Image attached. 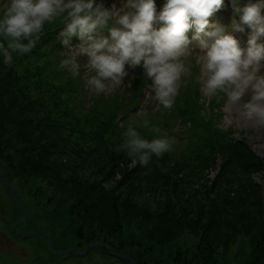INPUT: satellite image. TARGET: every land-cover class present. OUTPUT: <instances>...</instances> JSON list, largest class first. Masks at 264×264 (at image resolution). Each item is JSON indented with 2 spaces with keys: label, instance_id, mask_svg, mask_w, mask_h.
Returning <instances> with one entry per match:
<instances>
[{
  "label": "trees",
  "instance_id": "1",
  "mask_svg": "<svg viewBox=\"0 0 264 264\" xmlns=\"http://www.w3.org/2000/svg\"><path fill=\"white\" fill-rule=\"evenodd\" d=\"M58 19L43 32L59 25ZM45 43L40 38L31 53L13 54L11 65L0 54V170L30 212L21 230L46 231L56 250L105 244L135 264H230L227 254L242 238L250 246L245 263L264 264V183L254 178L264 173V157L244 140L214 132L188 92L172 115L189 119L192 134L167 135L170 151L132 166L127 152L117 149L133 123L120 128L117 116L135 94L126 101L118 91H90L85 104L82 82L59 67L65 59L59 47L49 52ZM195 94L199 98L201 91ZM163 125L168 129L169 122ZM134 129L149 141L164 131ZM219 157L221 169L212 179V168L204 171ZM11 204L14 217H1L4 227L31 242L35 264L92 253L130 264L103 248L86 256H53L44 237L12 232L23 211ZM187 232L197 238L191 246L180 243Z\"/></svg>",
  "mask_w": 264,
  "mask_h": 264
},
{
  "label": "clouds",
  "instance_id": "2",
  "mask_svg": "<svg viewBox=\"0 0 264 264\" xmlns=\"http://www.w3.org/2000/svg\"><path fill=\"white\" fill-rule=\"evenodd\" d=\"M223 3L166 0L157 14L155 0H126L120 7L113 4L110 10L96 0H9L0 17V54L4 64L11 65L13 54L33 51L46 23L62 18L64 26L58 38L68 51L62 53L66 58L61 69L77 77L82 67L78 58H87L83 64L85 84L92 93L107 95L123 87L126 66L142 68L152 81L145 95L164 109L173 107L182 78L191 75L186 61L194 54L199 66L200 103L207 106L223 93L227 98L225 124L232 123L235 111L243 121L264 129V43H258L264 37V0L234 8L232 30L251 29L246 48H241L233 35L224 34L223 28L210 25L209 18ZM209 27L214 30L207 31ZM190 30L194 32L191 39ZM73 37L81 41L75 47L70 44ZM144 127H148L147 120ZM152 131L159 133L160 129ZM124 135L126 140L117 151L125 150L132 166H146L153 155L161 157L171 149L166 136L149 141L132 127Z\"/></svg>",
  "mask_w": 264,
  "mask_h": 264
},
{
  "label": "rangeland",
  "instance_id": "3",
  "mask_svg": "<svg viewBox=\"0 0 264 264\" xmlns=\"http://www.w3.org/2000/svg\"><path fill=\"white\" fill-rule=\"evenodd\" d=\"M9 0H0V14L3 12V6L7 4ZM126 0H112V5L115 4L117 7H120ZM110 5V4H109ZM111 9V8H110ZM109 9V10H110ZM75 47V46H73ZM192 57H189L186 63L191 65V68H193L192 65ZM81 69H84L83 66ZM140 68H136L135 74H132L131 76H128V79L125 81V84L123 85L122 89L125 91L123 98H125L126 101L132 100L134 94H135V87L132 86L130 81L132 79H135V77L138 75V70ZM195 71L192 72L189 77H183L181 80V86L179 89V94L175 97L174 103L178 100H181L183 95L188 93V91L193 87L194 82L191 86H188V81L192 77L196 80H198L199 76V69L194 68ZM131 85L128 87V85ZM198 87L201 90V85L198 81ZM146 89V88H145ZM137 92V89H136ZM89 95H83V101L85 104H87V99ZM201 98V97H200ZM135 99V98H134ZM134 99L132 105H130L123 113L117 116V122L120 128H123L126 126L127 123H133L132 128H138L140 131H147L148 127H144V121H148L149 126V133L157 134L152 131V128H163L164 131L160 132L158 138H163L167 135L170 137L172 135H177L180 138H187L189 137L192 132L189 131V128L193 127L194 125H191V121H185L189 119H184L182 116L172 114L175 112V104L171 109H164L163 106L159 105L154 99H150L146 96V99L144 100V97L142 99V102L145 106L140 109L133 111L134 114H132V110L134 108ZM227 98L222 99L221 107H219V110H215L213 106H210V104L207 105V107H210V114L207 115H201V119L206 118L207 123H210V127L213 129L214 132H220L225 131L226 133H229L232 138L239 139V140H245L246 143L251 147L253 152L261 157H264V136L263 131L261 128L254 127L251 124H249L246 121H243L237 112L232 113V123L231 124H225L224 118H225V103ZM245 100L248 99V97L244 98ZM180 102V101H179ZM178 102V103H179ZM181 104V103H180ZM147 105V107H146ZM160 114V115H159ZM129 115V117H127ZM163 118L164 122H169L168 131L167 127L164 125H160L159 118ZM130 119V121H129ZM152 120V121H150ZM144 127V128H143ZM166 132V133H165ZM244 138V139H243ZM244 141V142H245ZM196 156V153L193 155V157ZM222 159L219 157L216 160V164L209 165L207 170H212L209 173V177L212 179L216 178V176L219 174L221 169ZM4 177V172L0 170ZM255 180L258 183L263 184L264 183V173H258L255 175ZM5 179V177H4ZM6 180V179H5ZM6 182L15 190V184L11 185L7 180ZM4 198L6 199L5 207L1 211L0 217H9L10 219L14 217V211H13V205L11 204V199L8 195H4ZM12 205V206H11ZM25 216V213L23 211L22 217ZM0 218V263L1 264H35L34 259V249L31 246V242L28 241L27 243H23L20 240H15L9 235V231L5 229L3 220ZM45 223V220H40L39 224L43 225ZM39 227V226H38ZM10 236V237H9ZM197 241V238L192 235L191 233H186L183 237L180 238V243L182 245L191 246L195 244ZM250 252V246L245 242L242 238H239L236 243L232 245L230 248V252L227 254V259H229L230 264H246V254ZM128 257V256H127ZM59 264H121L119 261L115 258L111 257H103L98 256V254H90L87 255V257L84 258H60ZM131 259V258H130ZM132 260V259H131ZM133 261V260H132ZM43 264V263H41ZM46 264H53L50 262H47Z\"/></svg>",
  "mask_w": 264,
  "mask_h": 264
},
{
  "label": "water",
  "instance_id": "4",
  "mask_svg": "<svg viewBox=\"0 0 264 264\" xmlns=\"http://www.w3.org/2000/svg\"><path fill=\"white\" fill-rule=\"evenodd\" d=\"M1 175V174H0ZM1 179L4 181V184L9 188L10 192H11V197H12V200L13 202L16 204L17 207H19L20 209H22L25 213V218L21 221H19L18 223H16L14 225V229H17L18 227L22 226L24 223H26L29 218H30V213L28 211V209L26 208V206H24L23 204L19 203V201L17 200L16 198V194H15V191L13 190V188L4 180L3 177H1ZM20 234L24 237H38V236H44L45 239H46V243H47V246L48 248L50 249V251L53 253V254H60V255H65L67 254L69 251H74L75 254L77 255H84L86 253L89 252V250L93 249V248H96V247H100V248H103L104 250H106L108 253L112 254V255H115L116 257L118 258H121L123 260H126L128 261L129 263L131 264H134V262L127 256H124V255H121V254H117L115 253L112 249H110L108 246L104 245V244H93V245H90L89 247H87L84 251H78L76 249H68L66 251H56L53 249L52 247V243H51V240H50V237L48 234H46V232H37V233H24V232H20Z\"/></svg>",
  "mask_w": 264,
  "mask_h": 264
},
{
  "label": "flooded vegetation",
  "instance_id": "5",
  "mask_svg": "<svg viewBox=\"0 0 264 264\" xmlns=\"http://www.w3.org/2000/svg\"><path fill=\"white\" fill-rule=\"evenodd\" d=\"M1 173V172H0ZM1 176H2V173H1V175H0V215H1V211H2V209L4 208V205L6 204V199L4 198V195L6 194V195H8L7 194V190H6V186L3 184V181H2V179H1ZM9 196H10V194H9ZM1 218V217H0ZM10 220H12V219H10ZM21 220V219H20ZM19 220H17V221H14L12 224H11V230H12V232L14 233V234H16V235H18V236H22L21 234H20V232H19V230L20 231H22L21 230V228H19V230L18 229H14L13 228V226L18 222ZM3 224H4V222H3ZM10 235V234H9Z\"/></svg>",
  "mask_w": 264,
  "mask_h": 264
},
{
  "label": "bare ground",
  "instance_id": "6",
  "mask_svg": "<svg viewBox=\"0 0 264 264\" xmlns=\"http://www.w3.org/2000/svg\"><path fill=\"white\" fill-rule=\"evenodd\" d=\"M262 131H263V136H264V129H262Z\"/></svg>",
  "mask_w": 264,
  "mask_h": 264
}]
</instances>
